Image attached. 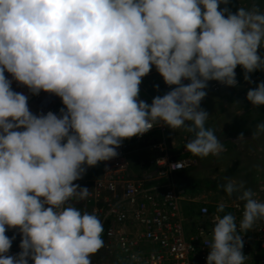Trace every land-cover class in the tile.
<instances>
[{
    "label": "clouds",
    "instance_id": "9594fccd",
    "mask_svg": "<svg viewBox=\"0 0 264 264\" xmlns=\"http://www.w3.org/2000/svg\"><path fill=\"white\" fill-rule=\"evenodd\" d=\"M230 3L0 0V264H92L105 246L104 225L76 206L92 193L74 182L117 157L124 140L164 125L193 134L186 148L194 156L225 151L205 126L208 82L237 87V66L250 83V73L264 71V11L233 12ZM153 66L171 90L149 104L140 85ZM13 81L33 95L58 96L65 107L36 115ZM246 98L264 106V81ZM261 134L264 122L252 137ZM243 139L240 133L236 141ZM221 187L244 202L242 219L238 231L232 213L214 217L207 264H245L240 233L264 220V202L243 181L227 178ZM8 229L22 235L15 255ZM131 261L139 264L138 255Z\"/></svg>",
    "mask_w": 264,
    "mask_h": 264
},
{
    "label": "built area",
    "instance_id": "2783aa9c",
    "mask_svg": "<svg viewBox=\"0 0 264 264\" xmlns=\"http://www.w3.org/2000/svg\"><path fill=\"white\" fill-rule=\"evenodd\" d=\"M253 5L264 11V0L235 2L236 11L240 6ZM258 52L264 57V47L258 49ZM236 73L237 87L213 80L211 88L215 91L225 88L237 90L235 96L241 97L242 93L264 81L262 70L249 74L253 83L244 79L241 66H237ZM5 75L11 79V74L5 72ZM166 86L170 89V86ZM12 88L29 97L28 104L36 115L48 111L59 114L62 102L60 97L44 91L33 95L26 86H20L15 81ZM169 129L168 126L158 125L142 136L124 140L117 149V157L99 162L100 176L80 185L89 188L92 193L88 199L81 201L82 204L89 213H95L104 225L105 246L91 257L92 264H135L131 261L133 254L138 255L139 264H207L206 258L210 252L207 244L212 240L213 219L225 213L212 210L207 196L190 197L185 187L179 186L176 180L177 173L192 170L198 165L197 156L186 148V144L194 138L193 134L184 135L182 149H178L175 156L168 144L156 142L149 148L158 154L143 160L139 171H135L131 163L133 143H144L155 131L165 133ZM174 163H179L182 168L172 169ZM256 179L258 187L254 189L255 199L264 202V181L258 177ZM217 194L221 202L225 203V209L236 217L239 231L244 202L235 196ZM189 203H197L199 206L187 212L185 206ZM240 234L244 240L242 251L247 256L245 264H264V220H258L253 229Z\"/></svg>",
    "mask_w": 264,
    "mask_h": 264
},
{
    "label": "rangeland",
    "instance_id": "374dc122",
    "mask_svg": "<svg viewBox=\"0 0 264 264\" xmlns=\"http://www.w3.org/2000/svg\"><path fill=\"white\" fill-rule=\"evenodd\" d=\"M232 1L235 4L237 0H231L228 5L231 10ZM260 3L263 4V1H260ZM222 7L224 5H221ZM212 83L213 80L209 83L210 91L215 96L214 101L221 107L219 111L222 125L221 130H214V133L221 143L226 146V150L216 160L197 156L199 159L198 165L190 170L191 172H179L175 177L179 186L185 187L190 197L207 196L208 200L211 201V209L217 211L218 203H221L217 192L226 194L221 185L227 183V178H231L237 183L243 181L245 187L253 191L258 187L257 177L259 180L264 181V134L256 138L252 137L256 125L264 122V106H253L246 98L247 92L242 93L241 97H236L237 90L225 88L215 91L211 88ZM61 104L63 105L62 102ZM172 130L170 128L168 131L174 134L171 136L173 139L171 138L172 141L169 142V147L171 153L173 152L175 156V152L182 149L181 141L188 132L183 130L179 132L173 130L172 132ZM240 133L244 134L245 139L236 141ZM91 172L88 167L83 178L74 183L83 185L84 182L94 177ZM189 184L190 190L188 189ZM76 206L81 210L88 211L82 202L77 203ZM198 206L197 203H189L186 204L185 210L187 212L191 209L195 210ZM223 213L227 214L229 210L225 209ZM6 234L11 233L6 232ZM15 240L21 239L16 238Z\"/></svg>",
    "mask_w": 264,
    "mask_h": 264
},
{
    "label": "crops",
    "instance_id": "0c3cea01",
    "mask_svg": "<svg viewBox=\"0 0 264 264\" xmlns=\"http://www.w3.org/2000/svg\"><path fill=\"white\" fill-rule=\"evenodd\" d=\"M231 5H232V11L236 12L234 1H232ZM189 82L190 81H188V80L184 81L185 84H187ZM209 83H210V81L208 82V87L205 89V91L207 92V96L201 102V107L209 113V117L206 121L205 126L207 128L213 129V130H221L222 125L220 123L221 118H220V111H219L221 109V107L218 105L217 102L214 101L213 98H215V96L210 91ZM156 85H159V89L156 88ZM171 87H175V86H171ZM169 90H171V89L167 88L163 77L157 72L155 66H153L151 72L143 78V81L141 83L140 99L151 104L152 100L155 96L163 95ZM61 107H65V106L60 104L59 109ZM180 130L185 131L184 129H178L175 132H179ZM172 132H173V130H172ZM172 135H174V134H171V132H168V131L165 133H163L162 131H155L154 133H152L151 135H149L145 139L144 143H141V144L133 143L132 151H131V155H130L133 169L135 171H139L140 163L143 160L149 159V158L154 157L158 154L157 151H153L149 148L150 145H152L156 142H165L166 144L169 145V142L172 141L171 140ZM220 156H218V157L208 156V157L210 159L216 160ZM97 166H98V168H97ZM89 168L92 171L91 172L92 176H94V177L100 176V174H101V164L100 163H98L96 166L89 167ZM182 172L185 173V172H191V171L188 170V171H182ZM188 189L189 190L191 189L190 184L188 186Z\"/></svg>",
    "mask_w": 264,
    "mask_h": 264
},
{
    "label": "flooded vegetation",
    "instance_id": "af4514ba",
    "mask_svg": "<svg viewBox=\"0 0 264 264\" xmlns=\"http://www.w3.org/2000/svg\"><path fill=\"white\" fill-rule=\"evenodd\" d=\"M7 233H11V234H7L9 237H12L13 235H15V237L18 238V239L22 238V236L15 234L10 229L7 230ZM15 239L13 240L12 247H11V249L9 251V255H13V254H10V252H16V251L20 252L21 251V249L19 247L21 240H15ZM33 263H34L33 261L29 260V264H33Z\"/></svg>",
    "mask_w": 264,
    "mask_h": 264
},
{
    "label": "water",
    "instance_id": "95a60500",
    "mask_svg": "<svg viewBox=\"0 0 264 264\" xmlns=\"http://www.w3.org/2000/svg\"><path fill=\"white\" fill-rule=\"evenodd\" d=\"M29 108H30V110H31L34 114H36L35 111H34V109H33L32 107L29 106ZM10 230H12V232H14V233L17 234V235L22 236V235L19 233L18 229H10ZM17 253H18L17 251H16V252H10V254H13V255H15V254H17Z\"/></svg>",
    "mask_w": 264,
    "mask_h": 264
}]
</instances>
